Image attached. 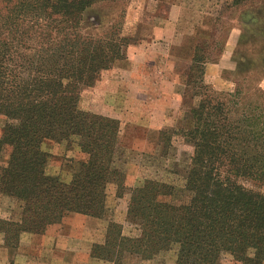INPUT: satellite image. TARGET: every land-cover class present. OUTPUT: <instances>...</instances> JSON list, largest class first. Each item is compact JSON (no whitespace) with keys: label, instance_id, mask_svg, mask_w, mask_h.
Wrapping results in <instances>:
<instances>
[{"label":"trees","instance_id":"trees-1","mask_svg":"<svg viewBox=\"0 0 264 264\" xmlns=\"http://www.w3.org/2000/svg\"><path fill=\"white\" fill-rule=\"evenodd\" d=\"M116 1L0 0V115L8 120L0 137V195L24 203L20 222L0 218L5 246L17 248L22 233L43 234L69 213L103 221L107 188L115 185L119 198L129 194L128 221L136 233L127 236L122 224L107 222L94 258L128 264L132 257L152 261L174 252L175 264H222L228 255L239 264H264V121L227 114L225 102L203 93L202 48L188 81L199 96L193 128L162 134L161 159L146 156L138 186L125 185L120 122L81 109L83 88L131 44L119 30H80L88 10ZM73 137L86 159L64 183L47 175L42 146ZM177 139L191 149L185 166L170 159ZM160 160L161 172L150 175Z\"/></svg>","mask_w":264,"mask_h":264},{"label":"rangeland","instance_id":"rangeland-1","mask_svg":"<svg viewBox=\"0 0 264 264\" xmlns=\"http://www.w3.org/2000/svg\"><path fill=\"white\" fill-rule=\"evenodd\" d=\"M233 3L234 0H117L96 5L85 13L80 27L83 34L97 35L111 29L131 38L124 58L103 72L92 86L83 88L80 101L82 110L120 122L118 143L123 151L128 188L138 186L144 177L142 166L146 156L161 159L163 133L171 135L173 131L193 128L192 109L199 96L195 97L196 92L189 89L188 81L199 47L206 56L205 74L202 80H197L198 86H204L203 93L207 91L214 99L225 102L227 114L260 117L264 121V0ZM7 121L0 115V137ZM79 142L75 137L44 141L43 150L49 155L48 176L71 182L80 162L86 159ZM190 150L177 139L170 159L185 166ZM8 159L9 151L5 150L2 165ZM159 163L150 170L153 173L150 175L155 176L159 167L161 172L164 160ZM1 196L5 197L0 200L2 216L13 213V200L21 204L23 212L21 200ZM128 204V193L119 198L116 186H108L104 224L111 221L122 224L127 236L136 233L128 221ZM75 216L69 213L51 226H63L64 243L71 235L69 241L81 253L82 264H111L92 256L93 244L99 240L96 229L101 236L104 226H100L98 219L86 216L79 222L80 231L64 229L66 225L72 227ZM51 226L43 234H29L45 235ZM20 248V242L17 248L5 246L4 241L0 243V262L16 264ZM49 256L48 252L41 254L43 264H51ZM175 261L171 252L152 261L132 257L126 262L175 264ZM222 264L239 263L228 255L223 257Z\"/></svg>","mask_w":264,"mask_h":264},{"label":"crops","instance_id":"crops-1","mask_svg":"<svg viewBox=\"0 0 264 264\" xmlns=\"http://www.w3.org/2000/svg\"><path fill=\"white\" fill-rule=\"evenodd\" d=\"M2 199H5V197L0 195V200ZM0 218L20 222L22 219L21 204L16 202V200H13V213H5L3 216L0 213ZM85 218L86 216L76 214L73 218V223L71 224L73 228L71 226L67 228L68 225H66L64 226V229H68L70 232L76 230L80 231L79 222H82ZM99 222L100 226H104V231L100 236L98 228L96 229L99 238L96 243L103 242L106 227L104 224L105 221L99 220ZM62 228L51 226L45 235H30L29 233H23L20 239V255L16 259V264H43V261L41 260V254L43 252H48L50 254L49 259L51 264H82L80 257L81 253L78 251L76 245L69 241L71 235L67 237L68 240L65 243L61 240V233L63 232ZM2 242L3 235L0 234V243ZM61 248L67 251L61 252ZM27 252L29 255H27ZM3 263L5 262H0V264Z\"/></svg>","mask_w":264,"mask_h":264}]
</instances>
